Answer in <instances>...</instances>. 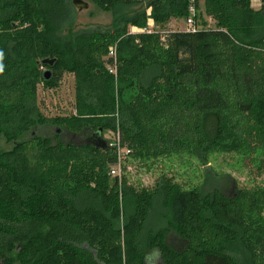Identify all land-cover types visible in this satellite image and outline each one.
<instances>
[{
    "label": "trees",
    "instance_id": "obj_1",
    "mask_svg": "<svg viewBox=\"0 0 264 264\" xmlns=\"http://www.w3.org/2000/svg\"><path fill=\"white\" fill-rule=\"evenodd\" d=\"M92 1L111 24L69 32L72 0H0V136L12 143L0 151V264H264V188L232 182L226 195L229 175L214 169L220 178L199 186L160 172L138 187L110 177L116 153L102 135L117 133L135 157L185 153L210 169L215 153L264 161V0ZM201 1L213 28L197 23ZM191 4L201 27L162 40ZM149 19L153 32H130ZM62 70L88 83L84 105L53 120L60 133L39 135L36 84L55 85ZM84 131L102 140H79ZM170 232L185 246L169 245Z\"/></svg>",
    "mask_w": 264,
    "mask_h": 264
},
{
    "label": "rangeland",
    "instance_id": "obj_2",
    "mask_svg": "<svg viewBox=\"0 0 264 264\" xmlns=\"http://www.w3.org/2000/svg\"><path fill=\"white\" fill-rule=\"evenodd\" d=\"M86 3V7L79 8L74 6V18L72 22L66 27L69 32L82 30V29H93L96 27H108L112 20L113 14L109 11L102 10L92 0H82ZM199 12L197 11V23L200 24L202 21H207V27L214 26V21L207 17L204 13L203 2L199 3ZM261 0H252V7H260ZM129 14L130 11H124ZM172 22V23H171ZM171 23V24H170ZM201 27L200 25H198ZM161 27H155L160 29ZM163 28L170 29H184V18H172L169 23L164 25ZM111 45H107V53L103 55V59L108 58V51ZM103 45L100 42L96 43L98 51L102 52ZM45 67L42 66L41 70ZM40 79V78H39ZM88 83L84 82V79L77 76L74 73L62 70L60 73V79L53 86H45L42 81L36 84V99L37 107L42 116L46 118L44 122L37 127L36 133L41 135L52 136L55 133H60L57 126L54 125V121L60 120L62 117L74 116L78 110L83 106L84 95H81L82 87ZM99 84L91 85L96 94H99ZM93 131H84L80 134L79 140H87L93 137ZM103 138H118V134L104 128ZM64 138V135H63ZM65 139V138H64ZM96 140H102V137L95 138ZM110 140V142H111ZM11 142H8L3 135L0 136V151L11 148ZM128 147V146H127ZM132 152L133 148H129ZM253 155L251 157L254 158ZM111 165L109 168L110 177H115L110 173ZM212 169L202 166L195 158L188 154H172L165 156H152L150 154H144L142 157H135L132 154H128L124 157L119 164H116V172L118 178H124L129 183L135 186L151 187L154 180L160 172H163L169 176H173L175 180L179 181L186 187L199 186L211 179H219L220 177H214V170L219 174L229 175V182L224 186L223 190L226 195L233 193L232 182L236 183L237 187H260L264 188V161L254 160L250 157L237 154L236 152L227 153H215L209 157V163ZM214 169V170H213ZM209 189L208 185L206 187ZM169 245L175 249H181L185 246V240L179 238L174 232L167 233L166 236ZM149 264H161L157 256L152 257Z\"/></svg>",
    "mask_w": 264,
    "mask_h": 264
},
{
    "label": "built area",
    "instance_id": "obj_3",
    "mask_svg": "<svg viewBox=\"0 0 264 264\" xmlns=\"http://www.w3.org/2000/svg\"><path fill=\"white\" fill-rule=\"evenodd\" d=\"M194 15H195V7L191 4L189 6V14L184 19V24H185L184 30L185 31L194 32L196 29L200 28L199 26L195 24L193 20ZM153 31H154V23H151L150 20H148V24L146 27H141L137 31L134 30L133 28L130 29V32L132 33H137V32L151 33ZM171 31H173V29L162 31L161 39L165 40L166 34H168ZM116 46L117 45H111V47L109 48L108 57L112 58V61H109L107 64V69L109 73H112L114 75H116V65H117L116 64ZM109 145L115 148L116 160H117L116 164H119L121 160L124 157H126L128 153L131 151L128 147L120 144L119 138H116L115 140L111 141ZM116 164L113 167H111L110 173L112 175H117L116 168H115L117 167Z\"/></svg>",
    "mask_w": 264,
    "mask_h": 264
},
{
    "label": "water",
    "instance_id": "obj_4",
    "mask_svg": "<svg viewBox=\"0 0 264 264\" xmlns=\"http://www.w3.org/2000/svg\"><path fill=\"white\" fill-rule=\"evenodd\" d=\"M72 3L74 4V6H78L79 8H82V7H86L87 6L86 3H84L82 0H72ZM53 61H55V58H44L40 62L42 64H47V65L51 66L54 63ZM42 76H43V78L45 80L49 79L50 76H51V71L49 69H45L43 71ZM93 133L94 134H93L92 140L91 139H87V140H85V142H87V141L95 142L94 139L95 138H99V135H97L95 132H93Z\"/></svg>",
    "mask_w": 264,
    "mask_h": 264
},
{
    "label": "crops",
    "instance_id": "obj_5",
    "mask_svg": "<svg viewBox=\"0 0 264 264\" xmlns=\"http://www.w3.org/2000/svg\"><path fill=\"white\" fill-rule=\"evenodd\" d=\"M250 1H251V4H252V0H250ZM261 4H262V2H261ZM261 6H262V5H261ZM261 6H260V7H261ZM260 7H258V8H260ZM253 8H255V7H253ZM258 8H255V9H258ZM149 20H150L151 23H153L152 19H149ZM171 23H172V22H171ZM171 23H170V24H171ZM147 24H148V23H147ZM131 28H133V29L136 30V31L139 29L138 27H135V26H132ZM166 30H170V28H166ZM173 30H175V29H173ZM164 31H165V30H164ZM166 241H167V239H166ZM167 243L169 244L168 241H167Z\"/></svg>",
    "mask_w": 264,
    "mask_h": 264
},
{
    "label": "bare ground",
    "instance_id": "obj_6",
    "mask_svg": "<svg viewBox=\"0 0 264 264\" xmlns=\"http://www.w3.org/2000/svg\"><path fill=\"white\" fill-rule=\"evenodd\" d=\"M111 60H112V58H111Z\"/></svg>",
    "mask_w": 264,
    "mask_h": 264
}]
</instances>
